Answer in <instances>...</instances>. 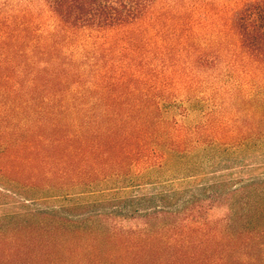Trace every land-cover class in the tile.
<instances>
[{"label":"rangeland","instance_id":"rangeland-1","mask_svg":"<svg viewBox=\"0 0 264 264\" xmlns=\"http://www.w3.org/2000/svg\"><path fill=\"white\" fill-rule=\"evenodd\" d=\"M244 1L159 0L134 25L89 33L62 29L29 0H0V36L13 31L9 26L22 30L27 22L31 30H19L21 37L41 43L45 53L36 56L61 83L55 87L81 94L75 102L159 104L165 119L191 128L205 124L208 113L229 103L235 91L238 104L250 94L264 109V75L244 73L222 55L235 42L230 15ZM197 54L221 62L198 68ZM5 125L0 122V264H212L223 256L233 264L246 251L253 255L250 263L264 264L257 240L235 245L219 235L229 207L207 209L203 199L209 188L218 190L222 178L238 182L241 163L232 145L190 149L182 157L168 153L154 170L135 164L126 176L111 175L92 185L40 187L28 185V153L14 147ZM217 155L235 160L213 169L208 160ZM261 161L248 162L243 175L249 177L247 169ZM160 205L168 211L160 221L151 219L150 230L134 229L143 227V218L109 215ZM113 220L127 226L124 237L111 229Z\"/></svg>","mask_w":264,"mask_h":264},{"label":"trees","instance_id":"trees-1","mask_svg":"<svg viewBox=\"0 0 264 264\" xmlns=\"http://www.w3.org/2000/svg\"><path fill=\"white\" fill-rule=\"evenodd\" d=\"M158 1L29 0V3L41 7L62 29L105 33L143 20ZM229 23L235 42L222 55L244 73L264 75V0H245L233 9ZM7 28L13 31L7 30V35L0 36V122L7 124L4 134L16 140L14 147L24 148L28 153L25 166L32 173L27 176L28 185L42 187L49 183L59 188L92 185L111 175L126 176L135 164L154 170L162 166L168 153L182 157L190 149L219 150L222 145H232L235 148L232 153L237 154L236 161L241 163L238 182L233 185L232 179L222 178L216 186L218 190L209 188L203 199L207 209L223 204L229 207L230 215L220 221L225 223L218 231L220 236L235 245L245 241L246 246L257 240V246L264 249V109L259 99L247 94L244 103L238 104L239 94L235 91L229 103L225 101L208 113L205 124L191 128L177 119H165L159 104L75 102L81 94L55 87L61 83L49 72L48 63L37 57L45 53L41 43L21 37L19 30H31L28 23L23 22L22 30L17 26ZM194 62L198 68H211L221 58L211 61L204 54H197ZM227 147L223 150L231 151ZM209 158L213 169L224 160H235L221 155ZM258 160L262 161L247 169L252 174L245 177V167ZM165 211L166 207L160 205L126 214L113 211L109 215L143 218V227L134 229L150 230L154 226L151 219L160 221ZM110 226L116 235L124 237L122 230L127 226L118 220H113ZM39 228L43 230L45 226L40 224ZM235 228L239 230L236 232ZM247 259H253L248 251L235 257L233 264H252ZM213 262L229 264L225 256Z\"/></svg>","mask_w":264,"mask_h":264}]
</instances>
